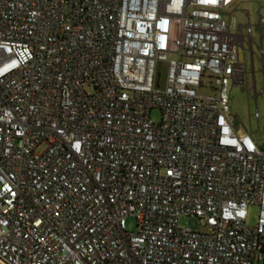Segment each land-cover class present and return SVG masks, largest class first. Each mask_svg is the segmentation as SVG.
<instances>
[{
    "label": "built area",
    "instance_id": "1",
    "mask_svg": "<svg viewBox=\"0 0 264 264\" xmlns=\"http://www.w3.org/2000/svg\"><path fill=\"white\" fill-rule=\"evenodd\" d=\"M235 1L0 0L1 264L264 261V150L231 105L264 6L256 38Z\"/></svg>",
    "mask_w": 264,
    "mask_h": 264
},
{
    "label": "rangeland",
    "instance_id": "2",
    "mask_svg": "<svg viewBox=\"0 0 264 264\" xmlns=\"http://www.w3.org/2000/svg\"><path fill=\"white\" fill-rule=\"evenodd\" d=\"M264 6V0H236L235 3L229 8L226 9L225 19L231 21L232 24H244L247 25L248 17L246 15V10H249L251 14V21L254 24V36L257 38L258 29L256 24L258 23V9L260 6ZM232 12V16L230 13ZM264 14V8L262 9ZM245 65L247 71V85L236 86L233 88L231 93V105L232 112L236 115V124L240 125L243 129L251 131L253 137L256 139L259 147L264 150V94H260L256 99L254 98L255 89L260 91L264 87V73L262 62L255 58V89H254V77L252 73V60L249 44H245ZM255 52L259 53V49L255 46ZM241 58L244 61V53L241 48ZM165 79V72H162L160 77L161 84L163 85ZM249 90L247 91V89ZM211 86L208 80L205 82V85L200 87V94H210L212 93ZM259 113V120L250 114H254L255 111ZM151 118L159 122L161 119V112L158 108H154L151 111ZM248 219L247 223L249 225H255L257 222V217L259 213V208L257 206L251 205L248 208ZM127 228L130 230H135L137 227L136 219L133 216H128L127 219ZM179 226H188L192 230H201L206 231V226L195 216L180 215L178 218ZM264 257V254H263ZM254 264H264V261L259 262L255 261Z\"/></svg>",
    "mask_w": 264,
    "mask_h": 264
},
{
    "label": "water",
    "instance_id": "3",
    "mask_svg": "<svg viewBox=\"0 0 264 264\" xmlns=\"http://www.w3.org/2000/svg\"><path fill=\"white\" fill-rule=\"evenodd\" d=\"M1 264V263H0Z\"/></svg>",
    "mask_w": 264,
    "mask_h": 264
}]
</instances>
